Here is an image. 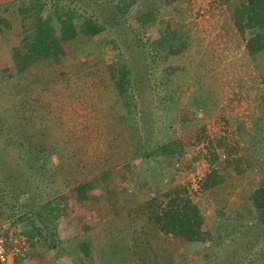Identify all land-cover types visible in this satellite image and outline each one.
Here are the masks:
<instances>
[{
  "label": "rangeland",
  "instance_id": "rangeland-1",
  "mask_svg": "<svg viewBox=\"0 0 264 264\" xmlns=\"http://www.w3.org/2000/svg\"><path fill=\"white\" fill-rule=\"evenodd\" d=\"M128 1L0 0V225L27 238L30 264H264L255 31L236 28L239 1L135 0L122 15ZM38 2L105 30L17 73ZM185 203L203 218L198 241L162 228Z\"/></svg>",
  "mask_w": 264,
  "mask_h": 264
},
{
  "label": "trees",
  "instance_id": "trees-1",
  "mask_svg": "<svg viewBox=\"0 0 264 264\" xmlns=\"http://www.w3.org/2000/svg\"><path fill=\"white\" fill-rule=\"evenodd\" d=\"M179 1V0H170ZM225 3L239 1L238 6L233 10V20L236 28L242 34L246 31H255V34L247 41L246 49L251 57L264 51V0H222ZM135 0H129L117 6L118 11L122 15L129 12V9L134 5ZM33 30L31 34L24 37L23 44L19 49H15L13 54L14 65L17 73L27 71L34 63L43 58H53L60 61L64 54V44L70 40L76 39L80 32L89 37L100 35L105 30V24L95 20L94 17H89L80 14L77 8H58L53 16L44 15L45 6L40 2L33 4ZM117 13L119 14V12ZM114 15V18L118 17ZM81 21V26L78 28L76 21ZM147 25V23H146ZM216 174V172H214ZM213 175H210L206 184L209 187H214L218 181H213ZM87 187H79L77 199L86 200ZM259 197V198H258ZM257 208L262 211L264 216V186L256 191L255 199ZM181 206L169 205L164 211L166 223L162 228L175 236H179L187 241H198L205 233L204 221L201 218L197 207L190 206L185 203V210L179 212ZM190 210V211H189Z\"/></svg>",
  "mask_w": 264,
  "mask_h": 264
},
{
  "label": "built area",
  "instance_id": "built-area-1",
  "mask_svg": "<svg viewBox=\"0 0 264 264\" xmlns=\"http://www.w3.org/2000/svg\"><path fill=\"white\" fill-rule=\"evenodd\" d=\"M30 244L11 223L0 225V264H19L30 254Z\"/></svg>",
  "mask_w": 264,
  "mask_h": 264
},
{
  "label": "crops",
  "instance_id": "crops-1",
  "mask_svg": "<svg viewBox=\"0 0 264 264\" xmlns=\"http://www.w3.org/2000/svg\"><path fill=\"white\" fill-rule=\"evenodd\" d=\"M35 254V252L33 251V249L31 248L30 249V254H29V256H28V259H26V260H23V261H21L20 262V264H30L32 261H33V255ZM32 258V259H31Z\"/></svg>",
  "mask_w": 264,
  "mask_h": 264
}]
</instances>
